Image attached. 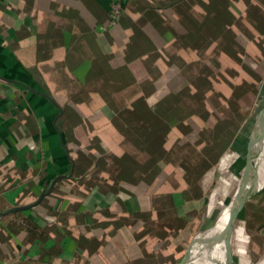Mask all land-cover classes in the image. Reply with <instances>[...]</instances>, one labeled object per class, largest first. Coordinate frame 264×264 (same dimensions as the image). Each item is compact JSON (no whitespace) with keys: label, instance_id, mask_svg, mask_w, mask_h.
Returning a JSON list of instances; mask_svg holds the SVG:
<instances>
[{"label":"crops","instance_id":"0c3cea01","mask_svg":"<svg viewBox=\"0 0 264 264\" xmlns=\"http://www.w3.org/2000/svg\"><path fill=\"white\" fill-rule=\"evenodd\" d=\"M111 1L0 0V212L32 203L56 177L68 175L72 170L70 178L56 180L48 195L33 206L47 198L44 202L50 206L52 219L44 223L45 227L61 237L63 229L73 227L106 229L104 221L113 214L107 205L112 200L120 209L142 213L154 226H162L179 237L172 249L169 241L146 245L144 250L150 258H143L140 251L135 256L139 259L137 264H181L188 250L191 258L186 264H190L202 235L190 245L191 237L207 230L218 217L214 209L217 202L209 208L211 196L219 188L226 194L234 176L238 182L230 195L239 184L245 156L236 174L229 167L233 168L235 153L240 152L244 143L246 155L250 132L247 125L254 112L233 135L222 132L226 145L217 162L208 165L209 183L205 185L200 180L198 196L187 194V188L182 192L186 180L173 179L172 175L173 159L179 153L175 147L184 142L190 144L196 137L194 133L177 137L167 148L159 162V176L153 183L121 181V166L112 162L98 172L89 195L76 181L77 170L81 174L89 171L84 156L101 158L126 152L140 161L146 158L134 150L132 142L117 126L122 123L119 111L131 110L138 101L154 109L169 94L182 92L188 86L195 72L190 55H194L195 46L187 52L173 47V36L191 35L190 14L206 13L199 2L191 4L189 0H122V12L111 23ZM231 1L239 10L245 9L244 0ZM171 48L172 55H179L175 66H169L159 56V52ZM187 53L190 58L183 59L181 55ZM262 95L254 98L253 110ZM191 123L194 126V119ZM160 129L168 130L163 123ZM168 134L173 136L174 129L170 128ZM261 137L257 135L256 142ZM96 143L102 150L97 149ZM226 158L231 159L227 170L235 175L230 174L219 185L220 167ZM187 165V175L192 179L197 176L200 163ZM250 170L254 171L253 165ZM63 179L70 181L65 193L53 192L57 181ZM121 185L130 193L120 191ZM88 195L95 206L84 209L82 204ZM253 202L252 205L246 202L238 216L242 220L232 234L235 243L240 223L249 234L264 232V203L258 199ZM93 211L99 212L101 218ZM5 217L0 218L1 226L7 221ZM133 225L135 222L129 221L115 234L123 238L126 232L131 236ZM14 234L26 235L19 230H14ZM6 237V232L0 230V244Z\"/></svg>","mask_w":264,"mask_h":264},{"label":"trees","instance_id":"16d2710c","mask_svg":"<svg viewBox=\"0 0 264 264\" xmlns=\"http://www.w3.org/2000/svg\"><path fill=\"white\" fill-rule=\"evenodd\" d=\"M189 1L191 4L199 2L206 13L190 14L191 35L173 36V47L187 52L195 46L194 55H181L186 60L191 55V63L195 65L193 79L182 92L169 94L154 109L138 101L131 110L119 111L122 123L117 126L132 142L133 149L145 154L146 158L140 161L126 152L101 158L84 156L89 171L81 174L77 170L76 181L89 195L98 172L112 162L121 166V181L153 183L159 176V162L167 148L177 137L194 133L196 137L190 144L184 142L175 147L179 153L172 158L175 160L172 175L173 179L186 180L182 192L187 188V194L198 196L200 180L203 179L205 185L209 183L208 165L217 162L226 145L222 132L233 135L242 121L260 108L257 105L253 110L252 104L256 95L264 94V0H244V10H239L231 0ZM183 5L186 8V3ZM171 50L159 52V56L169 66H175L179 55H172ZM162 123L167 126V131L160 129ZM170 128L174 129L173 136L168 134ZM98 145L95 144L97 149L102 150ZM184 160L200 163L197 176L189 179L188 165L183 164ZM69 183V180H59L52 191L63 194ZM119 190L130 193L124 185ZM89 195L83 201L84 209L95 206L90 203ZM254 199L264 203V191ZM44 201L36 207L6 215L7 221L0 225V230L7 235V240L0 244V264H68V261L70 264H137L139 259L136 260L135 256L141 252L143 258H150L144 250L146 245L169 241L172 249L179 238L166 232L162 226H154L142 213L120 209L112 200L107 206L113 214L106 217L105 226L102 223L106 229H61L64 231L61 237L50 227H45L44 223L52 219V214ZM92 213L101 218L99 212ZM129 221L130 224L135 222L130 227L132 235L123 232V238L118 237L116 230L121 231ZM14 230L23 232L25 237L17 236Z\"/></svg>","mask_w":264,"mask_h":264},{"label":"bare ground","instance_id":"6f19581e","mask_svg":"<svg viewBox=\"0 0 264 264\" xmlns=\"http://www.w3.org/2000/svg\"><path fill=\"white\" fill-rule=\"evenodd\" d=\"M248 126H250V124ZM254 131H255V133L252 136L251 149L253 150L254 153L256 152L257 156L255 157L254 161L252 162L254 171L251 173V170H250L251 175L249 176V178L247 179V182L245 184V193L247 192V194H249L251 192V191H249L250 190L249 188L256 181V179L264 174V115L262 116L261 121L258 122L257 125L255 126ZM260 134L262 135L261 140L259 142H256L257 141V135H260ZM252 165H251V167H252ZM239 167L241 168V166H239ZM237 169H238V167H236L234 169L235 174H236V171H238ZM235 174L233 173L231 176H234ZM262 183H264V182H262ZM256 189H258V188H256ZM256 189H253L252 191H254V190L256 191ZM219 192L224 193L223 188H219L218 193L217 192L213 193V195L211 196V199H210L209 208L213 207L214 203L218 202V200H219V203H221L220 199H223V197L221 196V194ZM235 193H236V190L230 195V201L226 204H223L214 224L208 230H204L202 232H199V234L197 236H195V239H196V237L198 239L199 236L202 235L199 238L200 247L198 246L197 251L194 252V254H193L194 257H192L190 264H224V257H222V255L220 254L221 250H223L221 238L223 235V230H224L223 228H224V226L227 222V219L229 217V214H230V210H231L230 208L232 207L233 204L234 205L237 204V199L235 198ZM234 225H235V223H234ZM234 229H233V232H234ZM232 242H233V238L231 236V244H232ZM218 250H220V253ZM189 256L191 258V253L189 254ZM190 258H189V260H190Z\"/></svg>","mask_w":264,"mask_h":264},{"label":"rangeland","instance_id":"374dc122","mask_svg":"<svg viewBox=\"0 0 264 264\" xmlns=\"http://www.w3.org/2000/svg\"><path fill=\"white\" fill-rule=\"evenodd\" d=\"M262 96H263L262 99H258V101L256 102V106L258 105L260 108L255 111L256 113L253 116L254 118L252 119V121L249 122L250 126H248L249 124L247 125V131H250L249 135L251 133V130L254 127L255 120L260 113L259 111L264 106V94ZM244 145L245 143L241 145L242 148L239 150L240 152L236 151L237 154L235 153V155H237V158L232 162L233 168L231 166L229 167L231 170H234L238 166V164L243 160L245 156ZM230 161H231L230 158H226L225 163L220 167L221 176L217 182L219 185H221L220 183L222 181L225 182V180H227V177L230 174L232 175V172L227 170V167L229 166ZM237 182H238L237 176H234V179L231 180V185H229V187L226 189L227 190L226 194L223 192L221 193L219 192L221 196L223 197V199H220L221 203H219V200L216 203V206L214 207L215 215L218 216L223 204H226L230 201L229 195L231 191H233V187L237 185ZM262 182H264V174L256 179V181L249 188L250 189L249 191H252L253 189H256V188H260L262 184H264ZM256 195L251 197L247 201V204L249 205L254 204L253 201ZM241 220L242 219L240 218L238 219V221L235 222L234 228ZM212 225H213V222L212 224H209L208 225L209 227L207 226L205 229L208 230ZM235 237H236L235 238L236 243L234 241L232 242V248H233V254H234L233 264H264V232H257V234H249L247 233L246 228H244V224L240 223V225L237 227ZM192 238L193 237H191V240Z\"/></svg>","mask_w":264,"mask_h":264},{"label":"water","instance_id":"95a60500","mask_svg":"<svg viewBox=\"0 0 264 264\" xmlns=\"http://www.w3.org/2000/svg\"><path fill=\"white\" fill-rule=\"evenodd\" d=\"M259 115L255 120L254 123V127L251 130V133L249 135V139L246 145V155H245V159H244V164L242 167V171L239 175V184L236 188V193H235V198L237 199V204L236 205H232V207L230 208V214L229 217L227 219V222L224 226V230H223V235H222V248L223 250H221V255L222 257H224V264H232V258H233V248H231V236L233 233V227H234V223L237 221L238 216L240 214V212L243 210V207L245 205V203L253 196H255L257 193H260L264 190V184L256 189V191H251L249 194H247V192L245 193V184L247 182V178L248 175L250 173V168L252 165V162L254 161L256 155V152L254 153L253 150L251 149V144H252V136L255 133V126L257 125L258 122L261 121L262 116L264 115V106L261 108V110L259 111ZM72 170L70 171V173L68 175H62L59 177H56L53 182L50 184V186L44 190L43 192H41L39 195V197L33 201L32 203H27L25 205H17V206H12L10 208H7L5 211L0 212V218L3 216H6V214H9L11 212H15V211H19V210H25L26 208H30L33 207L34 205H37L41 200H43V198L45 196L48 195V193L51 191L53 184L56 180L63 178V177H68L70 178L72 176ZM195 238H193L190 241V245L193 243ZM189 251L187 252L186 256L183 258L181 264H186L188 262L189 259Z\"/></svg>","mask_w":264,"mask_h":264},{"label":"built area","instance_id":"2783aa9c","mask_svg":"<svg viewBox=\"0 0 264 264\" xmlns=\"http://www.w3.org/2000/svg\"><path fill=\"white\" fill-rule=\"evenodd\" d=\"M122 2L121 0H112L109 11V19L111 23H115L121 12H122Z\"/></svg>","mask_w":264,"mask_h":264}]
</instances>
